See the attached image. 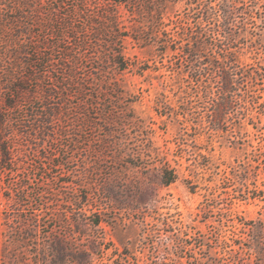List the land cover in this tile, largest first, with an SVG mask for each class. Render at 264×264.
<instances>
[{"label": "rangeland", "instance_id": "374dc122", "mask_svg": "<svg viewBox=\"0 0 264 264\" xmlns=\"http://www.w3.org/2000/svg\"><path fill=\"white\" fill-rule=\"evenodd\" d=\"M122 1L27 0L17 48L0 10V264L58 238L90 264H264V0H170L155 28ZM196 37L219 63L235 46L260 97L199 100Z\"/></svg>", "mask_w": 264, "mask_h": 264}, {"label": "trees", "instance_id": "16d2710c", "mask_svg": "<svg viewBox=\"0 0 264 264\" xmlns=\"http://www.w3.org/2000/svg\"><path fill=\"white\" fill-rule=\"evenodd\" d=\"M27 1V0H26ZM21 0H0V10H5L10 13V16L7 18L8 28L10 34V39L8 40L11 43V47L17 48L16 38L19 34L16 33L20 27L19 22L24 14V7L26 4ZM32 1V0H31ZM170 0H151V6L145 8L146 5H143L140 9L144 11H136V14L145 13L146 20L150 22L148 27L155 28V24L161 19L162 14L164 13V5H166ZM128 0L122 1V3H127ZM31 8V7H30ZM139 9V10H140ZM211 6L205 4V10L198 21L199 24L210 22L215 17L211 10ZM235 9L234 12L229 14H223L225 19H229L231 13L238 14V10ZM232 14V15H233ZM2 13H0V16ZM250 16V14H249ZM197 24V23H196ZM16 33V34H15ZM234 40L233 36L231 37ZM187 47L185 54L191 57L190 63L195 68L194 69V78L195 86L198 90L199 100L206 102L207 105H213V110H217V113L223 115L227 114L234 109L237 105H247L248 102L252 104L260 96L256 98L252 95V87L256 82L255 74L249 72V68L246 65H243L239 58L237 57L238 51L235 46L231 44L228 45L227 49L219 47V50H225V54L222 57L221 62L217 60V56L212 52V48L207 45L204 41L199 38L188 39ZM184 51V49H183ZM11 58H15L13 53H9ZM216 59V60H215ZM203 60H206L203 62ZM121 66H124V63L120 60ZM198 63V64H197ZM206 64V66H212L214 68V75H212V70L209 72L207 67H199L201 64ZM11 76V74L8 72ZM179 74V73H178ZM254 82V83H253ZM260 114H264V105H261ZM4 119L0 116V173H4L6 170L7 162L10 160V151L7 143L3 141L2 138V128L4 126ZM213 129L218 126L214 124L211 126ZM216 128V129H217ZM260 131V130H259ZM175 179V174L173 170L165 169L162 173V180L165 184H169ZM98 222V220L96 221ZM68 242L63 238H58L50 246V253L42 252L43 260L45 264H90V259L88 254L72 251ZM11 255L8 254L6 249L2 252L1 259L9 258L8 264H11ZM22 260V259H21Z\"/></svg>", "mask_w": 264, "mask_h": 264}]
</instances>
